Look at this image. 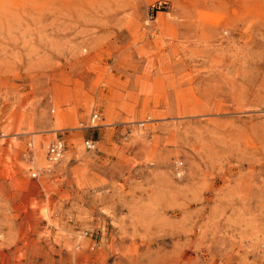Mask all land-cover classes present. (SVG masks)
I'll return each instance as SVG.
<instances>
[{
  "label": "rangeland",
  "instance_id": "1",
  "mask_svg": "<svg viewBox=\"0 0 264 264\" xmlns=\"http://www.w3.org/2000/svg\"><path fill=\"white\" fill-rule=\"evenodd\" d=\"M0 264H264V0H0Z\"/></svg>",
  "mask_w": 264,
  "mask_h": 264
},
{
  "label": "built area",
  "instance_id": "2",
  "mask_svg": "<svg viewBox=\"0 0 264 264\" xmlns=\"http://www.w3.org/2000/svg\"><path fill=\"white\" fill-rule=\"evenodd\" d=\"M101 120V115L98 112H94L90 116L89 124L91 127L97 126L98 122ZM1 136H4L3 133H1ZM97 141L93 139H87L84 141V145L87 149H95L96 148ZM65 152V144L62 139H56L54 142H52L47 150V156L49 161L52 162H58L63 154Z\"/></svg>",
  "mask_w": 264,
  "mask_h": 264
},
{
  "label": "bare ground",
  "instance_id": "3",
  "mask_svg": "<svg viewBox=\"0 0 264 264\" xmlns=\"http://www.w3.org/2000/svg\"><path fill=\"white\" fill-rule=\"evenodd\" d=\"M39 159H40L41 163H42V162L44 163L45 159L43 158V156H40Z\"/></svg>",
  "mask_w": 264,
  "mask_h": 264
}]
</instances>
